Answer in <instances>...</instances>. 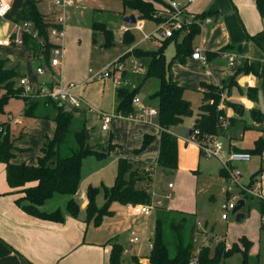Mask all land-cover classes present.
Returning <instances> with one entry per match:
<instances>
[{
    "label": "rangeland",
    "instance_id": "obj_1",
    "mask_svg": "<svg viewBox=\"0 0 264 264\" xmlns=\"http://www.w3.org/2000/svg\"><path fill=\"white\" fill-rule=\"evenodd\" d=\"M52 1L53 0H42L37 4L39 11L45 15L47 14L50 18L51 14L56 16L60 11L59 7L56 6L50 9L48 3ZM128 11L127 8L123 7L121 0H73L72 6L68 8L70 15L66 22V33L69 35V56L67 55L65 68L60 69L61 67H57L55 71H62V81L64 84H78L76 92L84 99L86 106L90 107L93 112H88L86 109L67 110V108L63 106L60 107L64 111L72 113L71 128L73 130L82 128L81 126L85 124L84 127L89 134L88 145L90 147L103 150L109 140L116 145L103 158L88 155L83 159L81 179L77 194L86 193V189L89 185H104L110 187L116 176L117 158L120 156L132 159L136 158L137 160L140 159L150 164H153V162L155 163V160H150L153 156L156 157L157 154L154 149H150L153 143L152 141L143 150L134 152V150L140 148L142 144V142L138 146L136 144L137 140L141 138L142 132L140 134L135 132V130H133V124L140 123L148 125L155 131L158 127L157 119L155 117H144L140 121H135L126 117L116 116L115 89L117 85L112 78H95L97 73L105 70L114 61L122 63L124 71L130 73L132 77H136L135 80H137V82L144 77L146 71L140 62L147 64V60L134 56L131 53L134 49L129 51L130 54L125 57L126 59L122 61H117V59L125 53L132 43L136 44L140 42V45L146 49H154L156 46L155 40L150 37V33L156 30L157 24L148 19H138L137 24L140 22V27H137V24L134 23H126L123 21V17L129 14ZM92 21L103 22L105 27L112 31L113 45L109 47L104 46V38L101 32L96 31L95 35L92 34ZM123 27H127L134 36V40L130 44L123 40L125 33ZM221 49L222 48L218 51ZM210 53H217V51H211ZM173 54L174 43L171 41L168 42L165 47L167 62L171 60ZM174 70L177 72V77H182L186 81L196 83V86L186 93L192 109L195 112L198 109L201 99L200 92L195 90L197 85H199V82H196V80L199 79V81H201V79L203 80L204 78H202L197 68H194L191 74L179 67L176 69L171 68L170 71L172 74ZM45 76H49L50 79L51 71L47 70L40 78H46ZM59 79H61V74H59ZM15 84L19 86L18 83ZM124 85H126L125 80ZM127 86L134 88L138 85H135V81L132 82V84L130 81V84ZM157 88L158 80L154 77H149V79L143 83L138 93L147 104L154 103L151 95ZM3 92V89L0 90V93ZM42 102L43 101L40 100L37 106V113L40 115L47 113L49 116H53L56 112L55 105L49 102L48 105H44L43 107ZM236 106V112L231 107L226 106V108L233 111L231 116L233 121L231 120V125L226 121L228 127L225 135L228 134L231 140V147L245 150L253 149L255 140H264V128L258 129L254 126V121L251 118L249 109L244 107L243 118L247 124L245 128L243 122L240 121V117L242 116L241 106L239 104H236ZM22 107L23 102L21 99L12 98L8 104V108H10V111L14 114H18ZM99 111L114 116L109 130H101ZM29 118L30 117L19 116L18 123H14V128L21 129L25 125L26 128H36L44 131V126L42 128L38 127L34 122L29 123ZM192 120L193 116H188L184 121V125L175 131L178 138L177 167L173 170H168L157 165L153 167L150 201L152 199H161L163 201V206L156 207L150 216H125V214H116L107 218V225L111 227L115 235H118L120 240L128 246V228L130 225L134 226L135 232L138 237H140L139 240L141 241L132 246L136 248L138 256L144 257L149 251V242L153 241L155 216L160 209L165 210L169 218L175 217L178 219L182 216L180 213L169 211L166 207L184 211L183 215L185 216L186 230L193 233L195 254H197L201 246H207L209 244L212 253L213 247L219 241L224 242L225 240L230 244H238L239 238L244 235L247 238L253 236V238H256V241L259 238L258 233L261 224L259 208L261 207L260 201L263 200L252 195V192L255 190V185L253 183L255 177L251 182L250 177L258 169H264V151L261 155H252L250 161L237 163V168L241 173L239 176L240 186L239 188L234 186L231 195H235L239 190L247 197L245 199V205L241 210L245 214L246 220L244 222H236L234 215L230 212L228 220H222L220 217L223 212L221 206L227 201V196L225 194L226 180L220 175L219 168L221 167V159L227 158L230 152L229 138H221L220 141H222L223 147L217 154L211 155L207 153L203 155L197 146V142L192 138L193 133L188 134L189 126L186 125H190ZM149 134H152L154 137L156 136V134L152 132ZM17 135V132H11V138L13 140L17 138ZM70 138L68 139L69 142L71 141ZM26 139L33 150H36L41 143V137L38 135L33 136L31 133H28ZM214 139H220V136L215 135ZM133 155L137 157H133ZM169 183L173 185L172 188L168 187ZM247 187L252 190V192H248V195H246L247 192L245 190ZM168 192H171V196L165 198ZM68 197L67 195L55 194L51 199L45 202L44 208L48 210L59 208L61 211H64L65 201ZM101 199V196L98 197L99 203ZM78 202L80 201L78 200ZM102 204L103 203L96 205L100 207ZM210 239H212V241H210ZM255 248L257 249V247ZM170 251L172 253L173 249L170 248ZM240 255L239 252L234 253L230 258L225 260V264H240ZM260 257L264 259L263 237L260 246ZM255 260H257V258ZM252 261L254 260L249 258V262ZM141 263L148 264V261L142 259Z\"/></svg>",
    "mask_w": 264,
    "mask_h": 264
},
{
    "label": "trees",
    "instance_id": "obj_2",
    "mask_svg": "<svg viewBox=\"0 0 264 264\" xmlns=\"http://www.w3.org/2000/svg\"><path fill=\"white\" fill-rule=\"evenodd\" d=\"M39 0H22V5L17 15H13L10 11L6 13V17L14 22H31L33 29L36 30L38 37L44 43L43 48L31 35L23 33L22 39L24 44L31 45L34 54L43 52L45 60L49 59V52L54 43L49 41L48 30L53 25L39 11L37 3ZM123 7L135 10L142 19L156 20L154 15L156 1L148 0H121ZM159 1V0H158ZM256 8L260 16L264 17V0H255ZM211 12L204 11L197 14L195 18L204 19ZM92 34L96 31L101 32L104 38V46L113 45L112 31L105 27L103 22L93 21L91 24ZM175 31L172 36L163 40L161 45L155 50L134 49L131 53L134 56L145 58L147 60L146 72L144 78L154 77L158 80V88L151 95L156 98L158 104L157 124L159 128V150L157 159L154 164L145 163L132 158L120 157L117 160L116 176L110 187L104 185L101 188L89 185L86 189L87 205L85 207L86 222H92L99 225L103 216L111 215L110 205L113 202L122 205H135L150 202L151 199V182L153 175V167L161 166L168 170H173L178 164V140L172 133V128L181 123L183 117L192 115V106L190 101L184 98V87L173 80L171 73V65L174 62L183 63L192 51L193 38L199 33V25L195 22L185 28L181 40L175 42V50L169 62L166 60L164 49L167 41L174 40L181 32ZM94 39V37H93ZM124 42L132 43L133 36L130 32H125ZM130 52L121 55L117 61H122ZM213 53H208L206 58L211 57ZM244 73L253 71L250 65H244L242 68ZM17 73L14 69L5 67V58L0 56V88L4 92L0 95V114L5 113L4 107L10 98H19L24 103L23 116L30 118L49 117L54 122L52 135L46 138L40 148V156L37 158L36 164H27L25 162L13 163L12 158L23 149L18 147L16 140L20 139L18 134L14 140L11 138V130L9 121L0 122L4 127V131H0V162L6 166V181L8 185L15 189L18 194L16 203L28 214L33 216L62 222L64 215L59 208L46 211L42 208L45 202L51 199L55 194L70 196L65 203V211L76 216L80 210V203L77 198V189L81 179V166L83 159L88 155H94L97 158L106 156L116 145L107 143L103 150L88 145L87 129L82 128L73 130L72 113L64 111L57 102L49 98H39L34 95H26L23 88L16 86L14 78ZM202 98L198 106L199 113L195 119L193 130H198L196 141L200 144H207L212 137L224 133L219 118L224 117L231 125L233 121L231 117L226 118L224 106H219L223 101L225 106L231 107L235 112L236 103L229 100H222L221 89L213 84H201ZM139 85L130 88L126 85L117 86L116 94V116L124 117L133 110L132 98L138 93ZM244 93L249 98L257 96V90L253 87H247ZM43 101L44 105L49 102L53 103L56 112L53 116L47 113L38 114L37 106ZM254 120L259 121L262 117L261 112L255 110L250 111ZM232 120V121H231ZM71 137V138H70ZM71 139L69 142L68 139ZM154 136L144 133L142 136V144L140 148L134 150L138 152L148 146ZM251 155H261L264 151V140H255L254 148L247 150ZM261 170V169H260ZM258 169L250 177V182L260 172ZM220 172L223 176L226 173L221 168ZM102 191L104 202L100 207L96 205V195ZM260 215L264 214V201H260ZM173 213L178 211L169 210ZM181 214V213H180ZM193 233L186 230L185 216L178 219L169 218L165 210L160 209L155 216L153 241L151 248L146 255L148 264H223V261L232 256L234 253L241 254L240 264H252L249 262L248 250L251 241L242 236L239 242L242 246L232 243L226 248L223 241H219L213 247L211 253L210 244L201 246L194 253ZM212 241V240H211ZM111 251L109 255L110 264H125L128 261L132 264H142L136 255L122 254L123 247L116 241H111ZM211 243V242H210ZM170 248L173 249L171 253ZM258 262L256 261V263Z\"/></svg>",
    "mask_w": 264,
    "mask_h": 264
},
{
    "label": "crops",
    "instance_id": "obj_3",
    "mask_svg": "<svg viewBox=\"0 0 264 264\" xmlns=\"http://www.w3.org/2000/svg\"><path fill=\"white\" fill-rule=\"evenodd\" d=\"M41 1L42 0H39L38 3ZM179 1L182 3L186 2V0H179ZM160 3H161L160 1H156V3H154V7L156 8L155 5L159 6ZM48 4L50 9L55 7L53 6L52 2H49ZM70 6H72V4ZM68 8H67L66 22L70 15V13L68 12ZM128 10H129L128 11L129 14L127 16L134 15L136 20L138 19L144 20L139 17V13L137 11L131 9ZM187 11L193 16H196L197 14H200L204 11L211 12L204 19H202L201 21L202 23L198 24L200 31L193 38L192 47L193 50L195 48H199L201 52L206 56L211 51H217V53H213V55L209 58L207 57V61L204 64L201 63L199 60L191 58V54H190L188 57H186L183 63L174 62L171 65V68L176 69L179 67L180 69H184L185 71L190 72V74L192 73L194 68H197L202 78H204L203 80L201 79V81H199V79L196 80V82H199V85H197V88L195 90L200 92L201 98H202L201 92L203 88L201 87L200 84L202 83L213 84L221 89L222 100L223 99L229 100L241 106L242 116L240 117L241 118L240 121L243 122L245 128L247 124L243 118L244 107L249 109V111L255 110L256 112L259 113L261 112L262 117L259 119V121L254 120V117H252V115L251 118L254 121V126L256 128L258 129L264 128V17L259 15L256 8L255 0H191L187 4ZM43 15L51 23H53L56 17L54 16V14H51V18L47 14L46 15L43 14ZM123 21H124V17H123ZM151 21H154L156 24L158 22L156 20H151ZM24 23L26 22H14L8 19L6 16L0 17V37L7 36L11 34L13 31H15V27H14L15 24L23 25ZM129 24H133V23H129ZM66 29L67 28L65 24L64 38L60 41H57V43L62 45L64 49V55L62 58L60 69L65 68L67 55L69 56V48H68L69 35L66 33ZM127 32H130V30H128ZM184 32L185 30L181 32L174 40L167 41V44L168 42L172 41L174 43V50H175V42L181 40V37ZM150 37L154 38L156 45L155 48L152 50L157 49L161 45L163 40H166V37H163L157 31L151 32ZM133 40H134V36H133ZM140 44H141L140 42L136 44L132 43L125 51V53H128L132 49H136V48L142 50H148L145 47L141 46ZM220 48L222 49L218 51ZM164 53H165V49H164ZM228 54L235 55V61L233 65L228 64L226 58V55ZM0 56L5 58L6 68L14 69L16 71L17 76L14 78L15 83H18L19 78H26L33 89H36L37 86L43 83L44 85L52 84L53 82L52 76H50V79L49 76H45L46 78L44 77L40 78V76L44 74L42 75L36 74L35 63L37 62V59L30 44L27 43L26 45L24 44L19 46L14 44L10 46H0ZM140 63L143 65V68H145L146 71V63L144 62H140ZM244 65H250L253 68V71L245 74L242 69ZM57 74L58 77L59 74H61V79H62V71L60 72L57 71ZM172 77L173 80H175L178 84L184 87L183 96L185 99L190 101L186 93L188 90H192L194 86H196V83H193L191 81H186L182 77H177V72L175 70L174 73L172 74ZM135 78L136 77H132L130 73H126L124 69L120 76V79L122 80L123 84H124V80L126 81V86L130 84V81L131 84L132 82L135 81V85H139V89H138L139 92L143 83L149 78L143 77L142 80H140L139 82H137ZM247 87H253L257 90V96L255 98H249L244 93ZM137 95H139L142 102H144L141 95L139 93H137ZM10 100H12V98L8 100V103L4 107L5 113L0 114V122L7 121L8 115L12 116V120L8 122L10 126V130L11 132H17L18 134L21 135L20 139L16 140V144L18 147L23 149V151L17 153L12 158L11 161L13 163L25 162L27 164H36L37 158L38 156H40V148L42 144L44 143L46 138H49L52 135L54 129V122L51 119H49V117L46 118L32 117L28 119L29 123L34 122V124L42 128L44 126V131H42L41 129L38 130L36 128L35 129L26 128L25 125L21 129L19 128L15 129L14 123L17 124L18 117L23 116L24 103L20 112L18 114L17 113L14 114L10 111V108H8V104ZM153 100L154 103H149V104H147L146 102L144 103L156 107L158 101L156 98H153ZM222 102L223 101L220 102L219 106L222 107L224 106L226 117H231L233 111L229 108H226V106ZM200 103H201V99H200ZM115 106H116V101H115ZM198 113H199L198 109L195 112L192 109L191 116H193V120L190 123V125H186L189 126L188 134H190L189 132L193 128ZM187 117L188 116L183 117L181 123H179L178 125H176L174 128L171 129L172 133L176 137L177 135L175 134V131L179 127L184 125V121ZM227 127L225 128L224 133L219 135L220 136L219 140H221V138L226 139V137H228V134L225 135ZM133 130H135V132H137L138 134L142 132L141 138L137 140L136 143L137 146L140 145V143L142 142V136L144 133H150V132L155 133L156 136L153 138L154 141L152 140L153 143L150 149H154L158 154V150H159L158 127L157 130L154 131L148 125L135 123L133 124ZM28 133H31L33 136L38 135L39 137H41V143L39 144V147L36 150H33L28 144V141L26 139ZM230 141L231 140L229 138L230 151L231 150L247 151L245 149L231 147L232 145ZM201 153L205 155L202 151ZM157 154L156 157L153 156L150 160L156 161ZM133 157H137V156L133 155ZM135 160L137 159L135 158ZM145 163H149V162L145 161ZM220 170L221 167L219 168V173L221 176H223ZM223 177L225 178V176ZM97 187L101 188V186H97ZM172 187L173 185L169 188ZM84 194L86 195V193ZM167 194H169V197L171 196V192H168ZM242 195L243 198L241 199L244 200V205H245V199L247 197L243 193ZM17 196L18 194L15 192V189H12L6 181V166L4 163L0 162V264H110L109 255L111 251V243H112L111 241L114 239H116V241L119 242L124 249L128 248L129 252L126 255L127 259H129L128 255L131 254L138 256L136 252V248L132 247L135 243L130 244L128 242V238L131 235L138 236L135 232L134 226L130 225L128 228V232H129L127 236V242L129 244L128 246L127 244H124L120 240L118 235H115L113 229L107 225L108 223L107 218L112 217L116 214H125V216H130V215L133 216L134 214L131 212L130 206L113 202L110 205V210L112 211V214L103 216L100 224L94 225L92 222H86L85 219L86 218L85 207L87 200L84 202L81 201L79 202L81 208L76 216H71L64 210L62 211L64 215V220L62 222H56L52 220L42 219L26 213L16 203ZM100 196L102 197V199L101 202L99 203L98 197ZM226 196L228 198L227 194ZM95 201L96 204H101L104 202V197L101 190L96 195ZM44 205L42 206L44 210L46 211L53 210V209L50 210L45 209ZM160 206H163L162 200ZM166 208L169 210L178 211L181 214L184 213V211L177 210L175 208H169V207ZM136 216H140V215H136ZM222 220H228V218ZM245 220H246V216L244 214V219L242 222H244ZM258 235L259 238L257 241L255 237L253 238V236L247 238L244 235V237H246L248 240L251 241V246L248 250V257L254 260L252 261L253 263L250 262L252 264L256 263V261L258 262V264H264V259L260 257V246L262 243V237L264 240V223L262 222V219H261V224L259 226ZM138 238L140 239V237ZM211 240L212 239H210V241ZM224 242L226 244L225 245L226 248H228L231 245L225 240ZM238 246L242 248L240 242L238 243ZM255 247H257L258 250ZM150 248H151V242H149V250ZM146 255H144V257L138 256V258H140L139 261L141 262L142 259L147 260ZM255 257L257 258V260H255L256 259ZM225 260L223 261V264H225ZM125 264H132V263L128 261Z\"/></svg>",
    "mask_w": 264,
    "mask_h": 264
},
{
    "label": "built area",
    "instance_id": "obj_4",
    "mask_svg": "<svg viewBox=\"0 0 264 264\" xmlns=\"http://www.w3.org/2000/svg\"><path fill=\"white\" fill-rule=\"evenodd\" d=\"M13 0H0V17H4L8 11H10V6ZM148 1H158V0H148ZM161 3L156 6L154 15L158 18L157 31L163 37H170L175 31L185 30L187 26L195 22L196 24L202 23L200 19L195 18L187 11V4L191 0H186V2H180L179 0H159ZM53 6L59 7L60 11L56 15L53 25L48 30V38L50 42H55L54 47L51 48L49 52L48 61L45 60L43 52H38L35 57L37 61H40L38 66H35V72L38 75L44 74L47 70L51 71V76L53 77V82L51 85L41 84L33 89L26 78H19L18 85L23 88V93L27 95H34L39 98H49L59 105L67 108V110H81L86 109L88 112H93L90 107H87L84 99L76 92L77 84L68 83L64 84L62 79H59L54 70L60 67L62 58L64 55V49L62 45L57 43L64 38L65 34V24L67 18V8L72 4V0H53ZM137 24V20L134 22ZM141 23L138 22L137 27H140ZM15 31L11 34L0 37V46H10L14 45H24L22 34L26 33L31 35L33 39L37 41L40 48H43L44 43L38 37L36 30L33 29L31 22H26L23 25L15 24ZM129 29L123 27V31L126 32ZM191 58L199 60L201 63H206L207 58L199 48H195L191 53ZM229 65H233L235 61V55H226ZM123 64L120 62H113L105 70L100 71L96 74V79L112 78L117 86L124 85L120 79L121 73L123 71ZM0 90H2L0 88ZM2 93H0L1 95ZM133 110L127 114L126 118L131 120L140 121L144 117H155L157 115V108L150 106L142 102L139 95H134L132 98ZM101 121V130H109L110 123L112 122L113 115L104 112H98ZM7 120L11 121L12 116L8 115ZM223 128L227 127V122L224 117L219 118ZM0 131H4V127L0 125ZM193 133V134H192ZM192 138L196 141V136L198 130H191ZM190 136V137H191ZM197 142V141H196ZM199 149L206 155L217 154L223 147L222 142L219 139H212L207 144H200L197 142ZM251 154L244 150H231L228 157L221 159V168L226 173V187L225 193L228 195L227 201L222 204L221 208L223 212L221 213V219H227L229 212L232 210L237 202V200L243 198L242 193L238 190L235 195H231L232 188L237 186L239 188L240 181L239 176L241 175L240 170L237 168V163L247 162L251 160ZM255 190L252 192L251 188H245L247 194L251 191L252 195L264 201V169H262L256 176L254 180ZM169 187L172 186L171 183L168 184ZM231 195V196H230ZM250 195V196H252ZM169 194L166 195V198ZM78 200L84 202L87 200L86 195L82 193L77 194ZM161 205V200H151L148 203L131 205L130 209L134 215H144L150 216L156 207ZM262 222L264 223V214L262 215ZM199 223V222H198ZM130 244L139 242V238L136 235H131L128 238ZM230 247V246H229ZM228 247V248H229ZM128 249H123L122 254L127 255Z\"/></svg>",
    "mask_w": 264,
    "mask_h": 264
},
{
    "label": "water",
    "instance_id": "obj_5",
    "mask_svg": "<svg viewBox=\"0 0 264 264\" xmlns=\"http://www.w3.org/2000/svg\"><path fill=\"white\" fill-rule=\"evenodd\" d=\"M21 5H22V0H13L10 6V12L13 15H17ZM124 21L127 23H134L136 19L134 15H129V16L124 17ZM39 64H40V61H37L35 63V66H38ZM189 133H191V130ZM87 136H88V133H87ZM243 206H244V200L243 199L237 200L232 210V214L234 215V219L236 222H242L244 219V213L240 211Z\"/></svg>",
    "mask_w": 264,
    "mask_h": 264
}]
</instances>
